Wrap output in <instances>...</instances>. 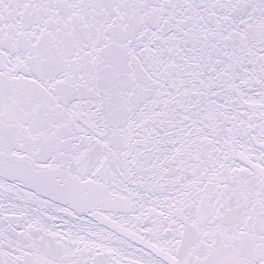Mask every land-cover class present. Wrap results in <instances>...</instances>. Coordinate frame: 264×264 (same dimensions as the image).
Masks as SVG:
<instances>
[{"label": "snow or ice", "instance_id": "1", "mask_svg": "<svg viewBox=\"0 0 264 264\" xmlns=\"http://www.w3.org/2000/svg\"><path fill=\"white\" fill-rule=\"evenodd\" d=\"M0 264H264V0H0Z\"/></svg>", "mask_w": 264, "mask_h": 264}]
</instances>
